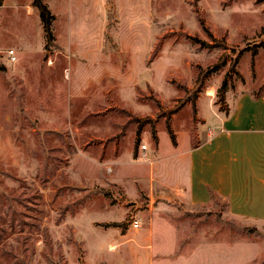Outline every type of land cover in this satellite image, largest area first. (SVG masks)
<instances>
[{
	"label": "rangeland",
	"instance_id": "1",
	"mask_svg": "<svg viewBox=\"0 0 264 264\" xmlns=\"http://www.w3.org/2000/svg\"><path fill=\"white\" fill-rule=\"evenodd\" d=\"M44 1L51 43L32 0L0 6V264H264V224L218 199L169 203L172 181L157 168L151 181L147 158L153 130L165 152L168 126L197 136L230 91L264 94V47L233 66L264 41V0H106L95 56L57 39L77 0ZM83 1L87 47L98 18Z\"/></svg>",
	"mask_w": 264,
	"mask_h": 264
},
{
	"label": "crops",
	"instance_id": "2",
	"mask_svg": "<svg viewBox=\"0 0 264 264\" xmlns=\"http://www.w3.org/2000/svg\"><path fill=\"white\" fill-rule=\"evenodd\" d=\"M90 2L91 10H95V16L98 18L97 40L94 45L85 47L77 35L84 32V29L77 27L86 16L88 4L83 0L75 2L74 16L67 18L68 34H64V39L57 35V39L70 45L79 43L95 56L94 51L99 53L105 39L106 19L104 20L102 16V9H108V2L106 0ZM98 56L104 57L99 54ZM104 71H100V79L104 78ZM107 72L106 74H109ZM105 87L104 82L102 86H94L93 90L96 92L93 94V102H98L96 105L106 104L105 100H102L104 95H101ZM116 88L117 86L112 84V90ZM142 92L143 90L137 92L140 100L144 97ZM110 100L108 103L118 101V104L124 107L115 96L110 97ZM157 100L162 102L158 98ZM126 109L132 112L131 109ZM204 120L207 127L202 129L200 135L193 136L192 133L185 131L183 136L175 137L176 144L170 137L173 145L165 152L160 148L158 135L155 149L147 157L150 161L151 181L156 168L161 174L166 170L175 188L173 194L177 198L169 199V203L185 206L184 202H187L198 208L212 204L218 199L224 201L230 216L252 224H264V94L246 90L235 95L230 91L228 110L222 111L213 105L211 115L204 117ZM117 146L120 145L117 143ZM143 150H147V147L145 146ZM98 152L104 153V149ZM168 161L171 162V167L164 169L163 166H166ZM181 161L186 164H182ZM212 191L217 194L216 199L212 197ZM183 192H186V195H183Z\"/></svg>",
	"mask_w": 264,
	"mask_h": 264
},
{
	"label": "trees",
	"instance_id": "3",
	"mask_svg": "<svg viewBox=\"0 0 264 264\" xmlns=\"http://www.w3.org/2000/svg\"><path fill=\"white\" fill-rule=\"evenodd\" d=\"M4 4V0H0V6ZM32 6L36 8L39 12L41 22L43 25V28L45 30V37L47 43H51L55 40V34L53 31V23L55 20V15L51 11L49 5L44 0H32ZM264 47V41L255 44L254 46H247L241 49L240 53L235 57V60L233 62V66H235L238 63L239 56L243 54L245 51L250 50L252 52V55L257 54L259 48ZM217 65L215 66V68ZM160 104V103H159ZM150 120V119H147ZM142 126V125H141ZM141 128V127H140ZM141 133V131L139 132ZM168 133L172 139V142L176 144V138L173 130L170 126H168ZM153 134L155 137V141H158V136L156 135L155 131L153 130ZM217 194L212 191V197L216 199Z\"/></svg>",
	"mask_w": 264,
	"mask_h": 264
},
{
	"label": "built area",
	"instance_id": "4",
	"mask_svg": "<svg viewBox=\"0 0 264 264\" xmlns=\"http://www.w3.org/2000/svg\"><path fill=\"white\" fill-rule=\"evenodd\" d=\"M10 56H11V58H12L13 60L15 59L14 51H13V50H10ZM142 149H145V145H142ZM133 226H134V227H138V226H139L138 221H134Z\"/></svg>",
	"mask_w": 264,
	"mask_h": 264
}]
</instances>
